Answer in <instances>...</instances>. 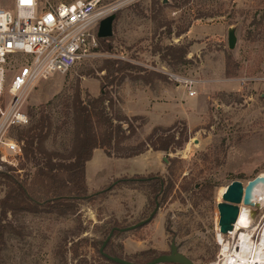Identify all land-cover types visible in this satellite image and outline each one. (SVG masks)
I'll list each match as a JSON object with an SVG mask.
<instances>
[{
	"label": "rangeland",
	"instance_id": "rangeland-1",
	"mask_svg": "<svg viewBox=\"0 0 264 264\" xmlns=\"http://www.w3.org/2000/svg\"><path fill=\"white\" fill-rule=\"evenodd\" d=\"M13 3L14 0H0L4 8H13ZM97 8H112L107 13L115 15L112 36L106 42L99 41L95 52L69 71L39 80L20 94L29 125L41 115L49 117L51 129L44 146L67 157L73 140L72 100L78 88L83 99L86 93L92 97L100 94L103 71L99 68L105 58H120L160 73V82L176 83L170 74L193 80L196 97L205 106L203 122L191 131L182 122L172 125L183 132V143L163 152V173H136L109 180V172L115 170H141L143 158L137 162H115L104 160L99 151L86 179L92 195L121 177L162 176L173 182L171 192L150 221L121 232L113 240L116 250L122 246L126 260L135 262L141 259L135 254L153 250V257L173 252L193 264H222L223 244L227 243L231 250L237 237L219 233L220 189L234 180L245 186L264 174V0H193L186 4L182 0H99ZM206 13L212 16H204ZM185 28L184 33L177 35ZM230 35L233 47H229ZM106 44L109 50H105ZM169 44L189 46L184 62L170 63L160 58L163 50L158 52V47ZM136 73L137 69L132 75ZM11 74L8 72L7 83ZM110 95L118 109V87ZM106 112L111 113L108 109ZM143 124L123 145H136L145 137ZM145 162L150 163L147 158ZM11 167L27 181L36 171L35 162H25L23 157ZM138 187L120 186L77 204L75 213L64 216L46 212L8 214L16 232L4 233L0 264H79L82 257L86 263L81 264H110L90 244L101 237L99 230L104 226L116 222L119 227H128L151 214L154 209L151 211L147 205V192ZM4 192L0 178V198ZM249 207L250 235L255 247L264 236V203ZM125 239L133 243L134 247L127 248L133 252L125 251ZM77 240L79 256L74 259L71 243ZM60 252L65 253L64 258Z\"/></svg>",
	"mask_w": 264,
	"mask_h": 264
},
{
	"label": "trees",
	"instance_id": "trees-1",
	"mask_svg": "<svg viewBox=\"0 0 264 264\" xmlns=\"http://www.w3.org/2000/svg\"><path fill=\"white\" fill-rule=\"evenodd\" d=\"M182 2L188 3L187 0H182ZM203 15L212 16L208 13ZM189 26L190 24L187 27ZM186 30L187 28L178 31L177 35ZM168 32L170 33L169 28ZM109 38H98V41L106 42ZM188 47V45L169 44L158 47L157 50L158 52L163 50L162 53H159L163 60L170 63H181L185 60ZM105 50H109V45H105ZM136 69L138 73L132 75ZM99 70L103 71L100 80V94L97 97H92L86 93V98L83 99L78 88L72 100L73 140L67 157L45 148L44 142L51 129L50 119L46 115H41L35 123L27 127L17 129L16 138L22 142V157L25 162L34 161L36 171L32 179L27 181L20 178L11 166L3 165L4 169L0 170V178L5 186L4 195L0 198V243H3L6 231L16 232L15 226L8 220V214L17 216L21 213L46 212L64 216L75 213L77 204L81 202L99 198L120 186L134 187L136 185L139 186L138 188L146 190L147 205L152 211L171 192L173 182L170 178L135 176L116 178L103 186L101 191L93 195L89 193L85 167L92 158L94 149H102L109 157H131L148 149L168 152L171 148L180 147L183 143V137H181L183 132H178L175 126H170L154 127L136 145H123L144 123V118L141 116L127 117L119 108L116 109L110 95L112 90L119 87L127 78L148 82L153 78H161V74L147 71L128 61L114 57L105 58ZM107 109L111 111L110 114L106 112ZM134 122H138L137 125ZM121 151L124 153L121 154ZM173 161L170 160V162ZM120 228L123 227H119L116 222L102 227L99 230L101 237L93 239L90 244L97 255L110 264L117 263L109 257L125 259L122 246L119 250L113 246V240L121 233ZM111 230H113L111 238L101 249L103 241ZM71 244H73L71 255L75 259L79 256L80 241L77 240ZM59 254L64 258V252ZM153 254V250L140 251L135 256L141 259L136 260L135 263H146L158 256L153 257ZM82 258L79 264L86 263V259Z\"/></svg>",
	"mask_w": 264,
	"mask_h": 264
},
{
	"label": "built area",
	"instance_id": "built-area-1",
	"mask_svg": "<svg viewBox=\"0 0 264 264\" xmlns=\"http://www.w3.org/2000/svg\"><path fill=\"white\" fill-rule=\"evenodd\" d=\"M98 3L14 0L11 9L0 5V170L3 165L16 166L22 158V142L14 132L27 127L30 118L20 94L39 80L69 71L95 52L99 22L112 11L98 9ZM8 72H12L9 83ZM170 78L187 87L189 95L195 94L193 80L174 74Z\"/></svg>",
	"mask_w": 264,
	"mask_h": 264
},
{
	"label": "crops",
	"instance_id": "crops-1",
	"mask_svg": "<svg viewBox=\"0 0 264 264\" xmlns=\"http://www.w3.org/2000/svg\"><path fill=\"white\" fill-rule=\"evenodd\" d=\"M191 89L193 90L192 87ZM118 96L120 98L118 106L124 115L127 117L141 116L144 118L145 122L142 126L145 130V136L149 134L154 127L165 128L182 122L185 124L186 128L191 131L192 129L200 126L203 122L205 113L204 104L196 97V92L194 95H189L188 88L182 84H177L175 82H160L157 78H153L148 82H144L141 79L131 80L127 78L118 87ZM139 128H137V131H139ZM99 151L102 152V156L105 158L104 160H113L115 162H137L143 158L141 170L131 172H121V170H115L113 172H109V180L122 175H133L136 173L155 171L163 173L165 171L163 166L162 168L160 167V164H162L161 162L164 160L162 155L163 152L161 151L148 149L141 154L131 157H109L101 149H94L92 158L86 163V173L94 155ZM145 158H147V161H150V163H144ZM98 172L101 171L99 170L97 173ZM103 174H105L104 169H102V176ZM86 180L87 183H89L88 179ZM103 185H105V183L103 184L102 181V186ZM113 202L117 203L118 201L113 200ZM123 246L126 252H133L132 250H127L128 247H134L130 240H123Z\"/></svg>",
	"mask_w": 264,
	"mask_h": 264
},
{
	"label": "water",
	"instance_id": "water-1",
	"mask_svg": "<svg viewBox=\"0 0 264 264\" xmlns=\"http://www.w3.org/2000/svg\"><path fill=\"white\" fill-rule=\"evenodd\" d=\"M114 18L115 15L112 13L100 20L98 26V32H97L98 38H108L112 36L113 34L112 27H113ZM228 43H229V47H233V38L231 35L229 36ZM164 160H166V158H164ZM259 184H264V176L262 175H258L253 179L249 180L245 186H243L242 182L238 180H234L224 188L223 192L221 193L222 200L217 203V209L219 212L218 225H219V232L221 234L227 233L229 230H231L234 227V224L238 218L240 204L246 206L256 205L254 201L255 200L254 189ZM157 209H158V205L145 220L139 221L138 223L128 227L120 228L119 229L120 232L132 230L147 223L154 217ZM113 230L109 232L108 236L103 241L101 249L104 248L105 244L111 238ZM109 258L117 264H160V263L193 264L192 261H190L188 258L184 257L181 254L173 253V252L160 254L146 263H135L118 257H109Z\"/></svg>",
	"mask_w": 264,
	"mask_h": 264
},
{
	"label": "bare ground",
	"instance_id": "bare-ground-1",
	"mask_svg": "<svg viewBox=\"0 0 264 264\" xmlns=\"http://www.w3.org/2000/svg\"><path fill=\"white\" fill-rule=\"evenodd\" d=\"M261 175L264 176V174ZM223 190L224 188L220 189V194ZM254 196L255 204L264 203V184L256 186ZM250 212L249 206L244 205L239 208L238 218L234 227L227 232L229 237H237V242L231 250L227 243L223 244L220 253L222 264H264V236L261 238V242L257 245L255 244L256 246L254 247L250 235L252 233ZM219 237L221 238L222 235H219Z\"/></svg>",
	"mask_w": 264,
	"mask_h": 264
}]
</instances>
